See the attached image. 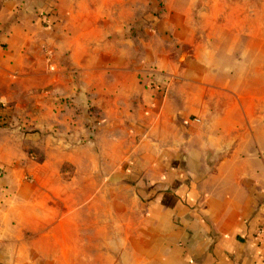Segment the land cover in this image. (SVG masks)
<instances>
[{
    "label": "crops",
    "instance_id": "crops-1",
    "mask_svg": "<svg viewBox=\"0 0 264 264\" xmlns=\"http://www.w3.org/2000/svg\"><path fill=\"white\" fill-rule=\"evenodd\" d=\"M134 1L0 0V264L104 263L101 206L44 216L57 152L40 162L27 149L84 141L88 99L101 135L130 144L109 179L116 214L120 190L134 191L118 264H264V71L243 59L255 47L244 57L264 63V0L209 1L224 44L199 39L183 5L150 26L148 8L136 37ZM167 32L194 45L184 63ZM213 45L238 48L221 61ZM79 190L82 206L87 180Z\"/></svg>",
    "mask_w": 264,
    "mask_h": 264
},
{
    "label": "rangeland",
    "instance_id": "rangeland-1",
    "mask_svg": "<svg viewBox=\"0 0 264 264\" xmlns=\"http://www.w3.org/2000/svg\"><path fill=\"white\" fill-rule=\"evenodd\" d=\"M209 1L210 0H135L134 6L137 14L135 22L139 30L134 28V35L137 37L144 32V17H142L144 15L141 14L147 13L149 9H151L152 17L147 20V22H149V24L146 23L147 26H150V22L153 24L159 23V17L167 7L175 8L176 6L183 5L185 9L191 8L187 18L193 29L196 30V34L199 35V39L202 38L205 42H208V39H211L213 43L224 44L225 40L222 34L225 32L223 26L221 25L218 31L214 30L212 33L211 29H209L213 26V23H211L212 16L209 15L207 9ZM255 2L256 0H248V5L254 6ZM222 5L223 1L220 0V6ZM249 17L254 16L250 15ZM218 20L219 23H224V15L221 14ZM167 34V40L170 43V55L177 58L179 57V62L184 63L187 56L193 54L195 49L194 45L191 43L175 44L174 41L169 38V32H167L166 35ZM155 37L156 36L154 35L152 36V38ZM235 43H237V41ZM237 48L238 47L229 46L225 48L224 51L222 46L213 45L208 48V50L211 51L212 55L216 54L220 56L222 61L226 56L230 57L231 51L236 50ZM243 51L244 54L246 52H253L255 51V47H247ZM244 54L243 59H248V61L245 62V66H247L249 70H253L249 74H257L256 68L264 71V63H256V57L254 55L244 57ZM180 57L182 58L180 59ZM54 66V69L52 71L50 70L52 74H64L62 69V67H64L63 63ZM67 71H70L68 67ZM71 73L75 74L74 72ZM165 87H168V85H165ZM89 97H92V95L90 94ZM87 107V135L84 141L70 144L31 141L27 144V149L31 150L32 153H35L34 156L37 157L36 159L40 162L45 159L48 151H51L52 155L55 154L53 151L57 152V156H55L52 161H58L57 166L60 168L61 173V175H59L60 184H52L54 188H52L51 192L54 193L53 199L56 202L53 201V204L55 205L54 208L45 210L44 216H62L65 214V211H69L70 209L68 215L79 216L84 212L83 215L86 214L88 216L96 217V215H99L96 205L101 206L102 212L99 208L98 210L100 211L101 218H103V264H118L119 255L115 251H117V243L120 242V244H122L121 242H123V238L126 236L128 230V213H133L131 212L133 206L129 205L132 204L130 201L133 197L132 195H134V191L128 188L120 190L118 195V198L121 201L119 207L120 212L116 214L112 208V201L116 198L117 194L110 188L109 179L110 173L113 170H116L117 167L122 168L125 163L128 164V159L126 157L128 156L127 154L130 144L127 142H118V139L123 140V138H121L120 133L111 134L110 132L112 129L109 130L107 135H101V130L98 127L97 121L99 118L97 107L93 105L91 99H88ZM25 129L29 131L32 130L31 127ZM85 180H87V188L89 190L87 194L88 198L86 203L80 206V181ZM101 182L103 183V188L101 187ZM96 187L98 188L96 189ZM97 196L100 200L95 203ZM65 204L66 207H64ZM117 221L118 223H116ZM96 224L97 223L95 222L89 223L88 230H94ZM117 230L119 231L118 233ZM119 250L122 251V246ZM91 258L92 260H90V262L92 263L95 261V255H91Z\"/></svg>",
    "mask_w": 264,
    "mask_h": 264
},
{
    "label": "water",
    "instance_id": "water-1",
    "mask_svg": "<svg viewBox=\"0 0 264 264\" xmlns=\"http://www.w3.org/2000/svg\"><path fill=\"white\" fill-rule=\"evenodd\" d=\"M182 57H183V55H182ZM182 57H180V59H181Z\"/></svg>",
    "mask_w": 264,
    "mask_h": 264
},
{
    "label": "built area",
    "instance_id": "built-area-1",
    "mask_svg": "<svg viewBox=\"0 0 264 264\" xmlns=\"http://www.w3.org/2000/svg\"><path fill=\"white\" fill-rule=\"evenodd\" d=\"M262 230H260V232H261Z\"/></svg>",
    "mask_w": 264,
    "mask_h": 264
},
{
    "label": "trees",
    "instance_id": "trees-1",
    "mask_svg": "<svg viewBox=\"0 0 264 264\" xmlns=\"http://www.w3.org/2000/svg\"><path fill=\"white\" fill-rule=\"evenodd\" d=\"M1 122V121H0Z\"/></svg>",
    "mask_w": 264,
    "mask_h": 264
}]
</instances>
